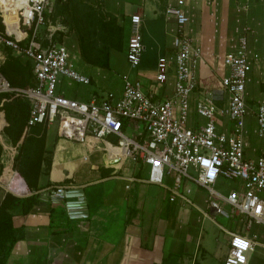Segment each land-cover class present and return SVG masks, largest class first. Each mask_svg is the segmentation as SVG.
I'll use <instances>...</instances> for the list:
<instances>
[{
  "label": "built area",
  "instance_id": "built-area-1",
  "mask_svg": "<svg viewBox=\"0 0 264 264\" xmlns=\"http://www.w3.org/2000/svg\"><path fill=\"white\" fill-rule=\"evenodd\" d=\"M65 1L24 0L15 11L18 33L8 30L0 8L4 27L0 30V46L27 59L33 75L31 85L12 87L0 73V93L28 101L26 129L36 124H55L58 135L64 138L80 143L99 139L113 163L128 161L144 167L149 183L161 184L166 175H171L170 200L183 181L186 194L190 192L187 183L203 188L212 216L220 215L234 223V230L220 226L229 234L223 264H239L235 256L238 251L248 264L247 254L257 244L256 233L250 232L251 224L264 227V156H247L243 141L244 120L249 112L246 85L250 73L263 60L252 49L246 29L240 30L223 55H212L214 61L219 60L214 71L223 72L213 87L202 86L198 68L206 52L188 35L190 19L182 8L183 0L168 3L164 15L173 19L176 32L171 54L158 58L155 81L163 85L170 67L171 93L157 95L154 86L145 90L140 79L123 74L118 94L93 90L82 100L58 89L62 78L81 85L91 81L76 67L75 54L62 40H56L64 26L57 21L51 24L49 19L55 2ZM143 51L141 19L130 15L124 48L130 67L138 65ZM254 117L256 134L262 137L263 102L256 105ZM218 178L234 180L237 186L221 192L214 187ZM69 190V186L52 185L50 196L65 198ZM203 215L209 216L205 212ZM237 238L246 242L244 250L233 244Z\"/></svg>",
  "mask_w": 264,
  "mask_h": 264
},
{
  "label": "crops",
  "instance_id": "crops-1",
  "mask_svg": "<svg viewBox=\"0 0 264 264\" xmlns=\"http://www.w3.org/2000/svg\"><path fill=\"white\" fill-rule=\"evenodd\" d=\"M175 1L166 0L165 5L160 7L158 0H103L104 10L115 15L123 28V48L120 52L124 56L130 15L136 14L141 19L142 42L145 35L155 42L150 53L145 58L141 53L138 65L133 67L135 69L142 64L143 71L152 68L154 78L137 71L132 78L140 79L145 90L154 86L157 95H168L172 91L171 68L168 69L163 85L155 81V73L158 58L172 52L171 42L176 25L172 18L164 15V8ZM235 1L183 0L182 8L190 19L186 26L188 35L206 52L203 63L198 68V79L207 87H213L223 72L214 71L219 60L214 61L212 55H223L228 51L241 30H238L240 26L237 19L231 15L234 10L232 3ZM111 51L107 69L85 64L83 61L85 71L82 68L80 70L90 76L89 85L62 78L58 89L68 97L82 100L93 90H109L118 94L121 80L119 86L113 85L111 88L106 87L109 82L104 81L99 85L97 79L94 83L92 81L99 70H113L110 63ZM10 53L21 71H25V65L30 67L27 59L12 51ZM5 59L6 51L0 49V64ZM251 75L250 73V80L246 85V98L249 94L248 87L252 86ZM114 78L116 79V75ZM26 80L32 83L33 75ZM16 97L11 94L7 100L11 103L18 102L22 109L19 107L16 111L25 115L28 101L22 97L16 101ZM254 99L257 100L256 97ZM2 102L0 100V104ZM247 104L249 112L245 116L243 127L245 153L252 158L264 156V135L257 136L255 109L249 102ZM12 113L13 109L10 110V114ZM6 125L7 118L0 109V205L9 194L22 197L32 192L15 169V156L21 139L12 144L4 131ZM36 125L39 129L37 135L43 134V153L37 178L38 202L25 215L21 213L19 205L8 210L21 237L12 245L6 264H223L229 237L223 245H213L201 234V228H196L191 221L192 211L200 213L201 220L213 217L206 206L203 188L187 183L190 192L186 194L183 190L186 183L183 181L178 194L170 200L173 183L171 175H166L161 184L149 183L145 181L144 167L128 161L113 163L105 154L103 143L99 139L80 143L59 136L55 124ZM27 132L30 133V128H27ZM230 181L234 183V187L225 192L237 186L236 181ZM57 184L81 189L83 201L80 203L83 206L74 208L76 212L86 213V216H68L64 207L65 199L76 198L50 196V187ZM50 208L56 211L52 221L56 226L53 227L49 224ZM57 212H62L64 216H59ZM203 212L209 216H204ZM65 227L67 229H63ZM52 228L58 231L53 232ZM229 228L234 230V223H229ZM252 231L257 235V244L247 254L248 264H264V227L256 224L255 229H250Z\"/></svg>",
  "mask_w": 264,
  "mask_h": 264
},
{
  "label": "trees",
  "instance_id": "trees-1",
  "mask_svg": "<svg viewBox=\"0 0 264 264\" xmlns=\"http://www.w3.org/2000/svg\"><path fill=\"white\" fill-rule=\"evenodd\" d=\"M158 1L160 7L165 5L166 0ZM55 11L59 14L58 16L63 17L62 24L67 28V33L73 32L75 34L82 61L93 66L109 68L110 51H121L123 48V28L117 22V17L103 10L98 4L88 0H66L62 4H56ZM3 28L0 16V30H3ZM4 50L6 51V59L0 64V73L8 81L9 85L12 87L31 85L32 83L26 80L32 75L31 67L25 65L23 67L25 71H21L17 66L18 62L10 53L11 50L7 47H4ZM6 96L5 93H0V100L3 101L0 104V109H2L7 118V125L4 127V131L12 144H16L21 139L18 153L15 156V169L32 192L22 197H15L9 194L8 198L0 205V264H6V258L12 245L21 237V234L13 225L12 215L8 210L14 205H19L21 213L25 215L38 202L37 178L43 153V134L37 135L39 130L36 127L37 125L29 127L30 133L27 132L25 126L28 107H26L25 115H22L16 111L19 107L22 109L19 103H11L10 100H7L8 96ZM16 98H18L16 101L19 100V97ZM11 109H13L12 114H10ZM75 206L81 207L83 204L79 203ZM55 212L53 208H50L49 214L51 218L49 224L51 227L56 226L52 222ZM58 214L59 216H64L62 212ZM51 231L58 230L52 228ZM194 264L200 263L194 262Z\"/></svg>",
  "mask_w": 264,
  "mask_h": 264
},
{
  "label": "rangeland",
  "instance_id": "rangeland-1",
  "mask_svg": "<svg viewBox=\"0 0 264 264\" xmlns=\"http://www.w3.org/2000/svg\"><path fill=\"white\" fill-rule=\"evenodd\" d=\"M88 1L98 4L104 10L103 0ZM56 4H58V2H55L53 11L49 16V19L51 21V24H54L56 21L62 24L63 17L58 16L59 14L55 11ZM232 5L234 10L231 12V15H233V18L237 19V23L240 26L238 30L242 28L246 29L249 35L248 37L250 39L252 49L257 51L263 57L260 67L257 69H253V71L251 72L252 75L250 84H252V86L248 87L249 94H247V102H249L255 109L258 103L264 102V0H236L232 3ZM235 15L239 17V20L237 17H235ZM43 29V27L40 28V30L42 31ZM63 29V33H61L59 36H55L56 40H62L67 45L71 52H73L76 56V67L78 69H83L84 62L82 61L79 55L75 34L73 32L67 33L66 27H64ZM63 35H67V37H64ZM143 44L146 47V49L142 52L143 58H145L150 53V50L153 49V44H155V42L152 41L148 35H145L143 38ZM0 49L4 48L0 46ZM110 63L112 65L113 70H99V74H96V77L92 80L93 83L94 80L97 79L99 85L100 83H105L104 81H106V83L109 82L110 84H112L109 85L108 83V85L106 86L107 88H111L113 85L119 86V76L125 73L127 75H130L131 77H129L132 78L136 71L139 72V74H143L149 78H154V71L152 68H148L146 69V71H143L142 64L136 67L135 69L133 67H130L126 61L125 56L120 51H111ZM83 70L85 71V69ZM115 75L116 79L114 78ZM254 97H256L257 100L254 99ZM194 118L195 117L192 116L191 120H193ZM214 187L215 189L221 192H225V190L229 189L230 187H234V183L227 179L218 178ZM197 215L198 220H196ZM191 217L192 224L196 226V228L200 227L201 234L204 236V238L209 239L213 245H223L224 241L228 239L229 235L219 228V226H223L227 227V229L230 230V222L224 217L220 215H215L211 219L204 217L203 220H201V214H198L195 211H192ZM255 228L256 224L252 223L250 229L253 230Z\"/></svg>",
  "mask_w": 264,
  "mask_h": 264
},
{
  "label": "bare ground",
  "instance_id": "bare-ground-1",
  "mask_svg": "<svg viewBox=\"0 0 264 264\" xmlns=\"http://www.w3.org/2000/svg\"><path fill=\"white\" fill-rule=\"evenodd\" d=\"M24 3V0H0V8L4 10L5 22L9 31L16 33V9ZM18 33V31H17Z\"/></svg>",
  "mask_w": 264,
  "mask_h": 264
},
{
  "label": "water",
  "instance_id": "water-1",
  "mask_svg": "<svg viewBox=\"0 0 264 264\" xmlns=\"http://www.w3.org/2000/svg\"><path fill=\"white\" fill-rule=\"evenodd\" d=\"M65 198L75 197L76 199H65L64 207L69 217L80 218L86 216V213L76 212L74 208L76 204L83 201L82 191L80 188L71 189L65 193Z\"/></svg>",
  "mask_w": 264,
  "mask_h": 264
},
{
  "label": "clouds",
  "instance_id": "clouds-1",
  "mask_svg": "<svg viewBox=\"0 0 264 264\" xmlns=\"http://www.w3.org/2000/svg\"><path fill=\"white\" fill-rule=\"evenodd\" d=\"M208 175L211 176L212 172L210 171L208 173ZM233 244L240 250H244L247 247L246 242L241 240V239H238V238L233 240ZM235 256H236L237 261L239 262V264H244V259L245 258H244V256L240 255L239 251L235 253ZM229 264H234V262L229 261Z\"/></svg>",
  "mask_w": 264,
  "mask_h": 264
}]
</instances>
